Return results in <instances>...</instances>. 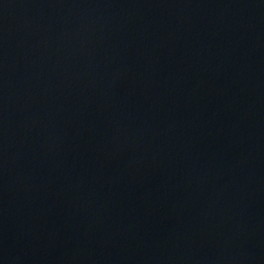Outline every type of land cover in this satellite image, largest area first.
I'll use <instances>...</instances> for the list:
<instances>
[{"label":"water","instance_id":"95a60500","mask_svg":"<svg viewBox=\"0 0 264 264\" xmlns=\"http://www.w3.org/2000/svg\"><path fill=\"white\" fill-rule=\"evenodd\" d=\"M0 264H264V0H0Z\"/></svg>","mask_w":264,"mask_h":264}]
</instances>
